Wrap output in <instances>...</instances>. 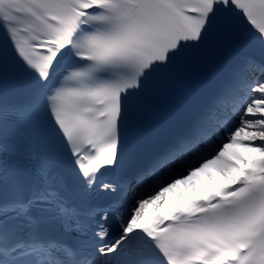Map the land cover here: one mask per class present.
<instances>
[{
    "label": "snow or ice",
    "instance_id": "obj_1",
    "mask_svg": "<svg viewBox=\"0 0 264 264\" xmlns=\"http://www.w3.org/2000/svg\"><path fill=\"white\" fill-rule=\"evenodd\" d=\"M0 264H264V0H0Z\"/></svg>",
    "mask_w": 264,
    "mask_h": 264
},
{
    "label": "bare ground",
    "instance_id": "obj_2",
    "mask_svg": "<svg viewBox=\"0 0 264 264\" xmlns=\"http://www.w3.org/2000/svg\"><path fill=\"white\" fill-rule=\"evenodd\" d=\"M255 153L254 151L250 152L242 145H234L227 151L226 155L239 163V158L241 156L248 158ZM219 181L226 182L223 175L220 174L214 166H210L209 169H206L203 173H198L196 177H193V179L188 182V185H177L175 189L166 193L164 201L178 200L186 193L193 195L194 191L203 192ZM154 208H156L155 205H146L144 213Z\"/></svg>",
    "mask_w": 264,
    "mask_h": 264
}]
</instances>
